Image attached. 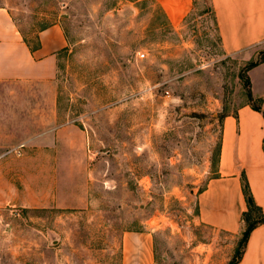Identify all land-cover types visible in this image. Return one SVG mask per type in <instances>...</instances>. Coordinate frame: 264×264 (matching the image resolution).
I'll return each mask as SVG.
<instances>
[{"label":"rangeland","instance_id":"374dc122","mask_svg":"<svg viewBox=\"0 0 264 264\" xmlns=\"http://www.w3.org/2000/svg\"><path fill=\"white\" fill-rule=\"evenodd\" d=\"M0 8L33 49L53 24L67 38L53 84L0 81V264H231L242 234L202 222L197 198L223 117L261 105L264 48L228 54L210 0L177 28L155 0Z\"/></svg>","mask_w":264,"mask_h":264},{"label":"crops","instance_id":"0c3cea01","mask_svg":"<svg viewBox=\"0 0 264 264\" xmlns=\"http://www.w3.org/2000/svg\"><path fill=\"white\" fill-rule=\"evenodd\" d=\"M155 2L175 28L194 6V0ZM210 4L222 47L228 54L264 48V0H210ZM39 43L33 49L10 13L0 8V81L53 84L58 53L67 45L61 25L53 24L40 31ZM249 75L253 97L264 101V62L252 67ZM243 175L264 212V115L252 106V101L241 103L235 112L223 117L217 176L207 181L197 198L202 222L231 234H242L246 227L243 214L248 211ZM236 264H264V222L250 231Z\"/></svg>","mask_w":264,"mask_h":264},{"label":"trees","instance_id":"16d2710c","mask_svg":"<svg viewBox=\"0 0 264 264\" xmlns=\"http://www.w3.org/2000/svg\"><path fill=\"white\" fill-rule=\"evenodd\" d=\"M212 10H213V8H212ZM214 17H215V15H214ZM261 62H264V59H262L261 61L252 62L250 64L249 70ZM249 84L251 85L250 79H249ZM248 96L250 98L253 96L251 93V89L248 92ZM260 101H261V104L262 103L264 104V101L262 99H260ZM252 106L255 109L261 111L264 115V107L262 105L252 104ZM243 190H244L245 196L247 198V202H248V211H246L243 214V220L246 223V227L242 232V239H241V243H240V251L238 253V256L232 261L231 264H236L241 259L242 255H243L244 248H245L246 241H247L248 236L250 234V231L253 229V227H255L258 223L264 222V212H263L262 208L255 202L254 197L251 193L249 183H248L245 175H243Z\"/></svg>","mask_w":264,"mask_h":264},{"label":"built area","instance_id":"2783aa9c","mask_svg":"<svg viewBox=\"0 0 264 264\" xmlns=\"http://www.w3.org/2000/svg\"><path fill=\"white\" fill-rule=\"evenodd\" d=\"M141 57H144L145 56V53H140Z\"/></svg>","mask_w":264,"mask_h":264}]
</instances>
